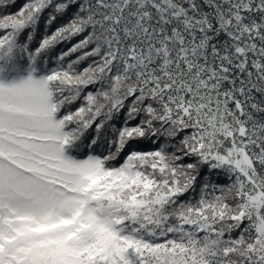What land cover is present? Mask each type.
Wrapping results in <instances>:
<instances>
[{"label":"snow or ice","instance_id":"6c2138e0","mask_svg":"<svg viewBox=\"0 0 264 264\" xmlns=\"http://www.w3.org/2000/svg\"><path fill=\"white\" fill-rule=\"evenodd\" d=\"M10 67L0 264H264V0H0Z\"/></svg>","mask_w":264,"mask_h":264},{"label":"trees","instance_id":"16d2710c","mask_svg":"<svg viewBox=\"0 0 264 264\" xmlns=\"http://www.w3.org/2000/svg\"><path fill=\"white\" fill-rule=\"evenodd\" d=\"M9 11H14V9H9ZM19 75H21V73H18V72L15 70V68L10 67L9 70L6 71V72L3 74V76L0 77V78H3L4 76H7L6 81H10V79H11L12 76H15L14 78H18ZM87 135H91V132H89ZM155 146H156V145H153V144L148 143V142H144V143L139 144V145H135V144L132 145V147H141V148H146V149H147V148H153V147H155ZM203 171L206 172L207 169L205 168ZM212 178H213V180H216V179H217V176H216L215 173L212 174ZM220 182H223V177H222V176L220 177ZM198 184H199V182H198ZM194 195H198V188H197V192H196V193H189V194L185 195L184 197H181V199L187 200V199H189L191 196H194Z\"/></svg>","mask_w":264,"mask_h":264},{"label":"rangeland","instance_id":"374dc122","mask_svg":"<svg viewBox=\"0 0 264 264\" xmlns=\"http://www.w3.org/2000/svg\"><path fill=\"white\" fill-rule=\"evenodd\" d=\"M21 74H23V73H21ZM14 77H15V76L11 77V79H13ZM11 79H10V80H11Z\"/></svg>","mask_w":264,"mask_h":264}]
</instances>
